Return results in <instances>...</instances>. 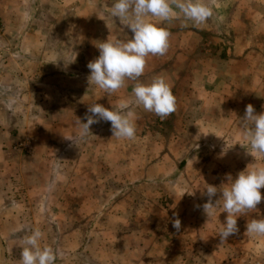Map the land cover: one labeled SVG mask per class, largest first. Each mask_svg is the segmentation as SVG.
<instances>
[{"label":"crops","instance_id":"obj_1","mask_svg":"<svg viewBox=\"0 0 264 264\" xmlns=\"http://www.w3.org/2000/svg\"><path fill=\"white\" fill-rule=\"evenodd\" d=\"M41 1L0 0V21L7 35L5 39L19 46L13 55L21 59L24 78L34 79L39 87L53 85L50 93L54 104L61 98L71 101L68 109L46 117L53 129H58V115L67 116L68 127L61 134H54L55 141L50 138V142L54 141L50 145V160L48 149L43 150L42 146L35 147L30 156L11 153L4 163L0 160V238L8 241L5 264H21L23 238L37 229L43 233L40 246L54 250L55 264H264V235L246 234L250 218L264 219V212L242 214L237 219L239 232L221 244L219 233L227 216L222 201L210 219L202 208L208 199L202 194L207 184L220 187L227 182L228 173L235 178V168L241 167L237 159L242 151H251L250 146L236 144L230 129H236V121L241 118L236 114V105L243 107L252 100L260 103L258 88L252 86L250 79L257 68L244 55L241 39L234 44L229 37L220 39L217 35L219 26L224 24L234 37L233 28L242 25L236 16L237 10L246 7L244 0H208L213 16L206 24L196 28L192 22L180 18L177 21L180 28L184 25L192 29L181 28L178 40L170 36L172 53L157 62L147 58V82L156 76L165 77L176 97V111L163 119L174 122L175 127L163 132L147 131L143 135L147 143L142 147L138 140L123 145L110 139V145L106 139L108 130L93 125L92 133L78 143L80 149L69 139L65 145L55 142L59 137L74 138L79 119L86 123L89 105L99 103L111 109L127 102L126 110L134 112V120L162 119L135 104L133 87L143 76L138 81L127 80L123 88L111 95L95 84L91 92H86L89 86H81L82 83H71V89L68 82L76 77L72 57L75 43L60 49L51 43L55 39L51 34L29 30L38 17L40 3L44 7ZM55 2L51 6L72 10V14L83 10L84 16L90 15L94 8L86 0L77 6L74 0ZM214 22H218L216 30ZM160 23L163 27L171 26L170 22ZM109 36L117 39L111 33L102 34L104 40ZM228 39L232 48L221 51L218 43ZM66 40L69 42V35ZM64 55L66 60L62 58ZM57 74H66L63 78L66 83L52 80ZM20 83L23 88H30V81ZM243 110L245 113V107ZM22 117L26 121L31 118L27 108ZM38 118L42 121L35 116L36 121ZM215 122H223V127L218 128ZM119 146H128L134 157L128 162L120 161L115 157L120 152ZM140 152L148 162L142 161L144 156H139ZM74 154L81 157L73 160L70 156ZM112 169L133 170L129 179L142 170V178L130 184L141 191L140 195L121 198L118 191L112 196L113 205L108 207L106 196L91 190L90 176L97 174L96 185L101 189L105 184L102 178ZM122 179L119 173L118 185ZM159 195L167 202L160 203ZM219 198L217 193L214 201ZM176 218L181 221L179 232L172 227ZM256 252L258 255L249 259Z\"/></svg>","mask_w":264,"mask_h":264},{"label":"rangeland","instance_id":"obj_2","mask_svg":"<svg viewBox=\"0 0 264 264\" xmlns=\"http://www.w3.org/2000/svg\"><path fill=\"white\" fill-rule=\"evenodd\" d=\"M56 0H42L43 6H41L38 9V17L35 18V21L32 25L29 26L30 31L39 32L40 30H43L44 32H47L48 34L52 35V38L54 39L51 41L53 43L54 47H59L60 49H66L69 45L72 43H75V49L73 50L72 57L74 58V68H75V78H71L69 80V86L72 89V85H78V83H82L81 86H84V84L89 86V89L85 90L86 92H91L90 88H94V84L90 85L88 83L87 77L90 75L82 73V71H90L87 67V64L89 61L95 59L99 56V49L97 45L102 43L103 41H106L102 38V34L104 33H111L112 35H115L117 39L115 40H128L131 39L133 36V33L125 26L121 24L119 21V18H115L111 16L110 9L112 5L116 2V0H86L90 2L91 6L94 8L91 10L90 15L84 16L82 14L83 10L77 11L76 13L72 14V10H65L58 7L51 6L50 3L54 2L55 5ZM59 1V0H58ZM82 0H74L75 6L78 5V2ZM235 1H243V0H235ZM62 2V0H60ZM244 5L246 6L243 9L237 10L238 14L236 16V19H239V21L242 23V25H236L233 30L235 31L234 37L231 35V33L228 32L226 29V25L221 24L218 28V34L220 36V39L222 37L230 38L234 44H237L240 39L242 40V44H240L244 50V55L249 56L250 65H253L257 68V72L250 75V79L252 80V86L257 87V95L258 99L260 100V103H253L254 100H252V105L254 106L257 113L264 112V0H244ZM62 5V3H61ZM42 8V9H41ZM98 14L101 16L99 18ZM88 17V19H86ZM179 19H174L170 21L171 26H165L167 30L171 33L172 40H178L177 35H179L180 29H187L191 28V26H184L180 28V24L177 23ZM216 21V20H215ZM1 22V21H0ZM157 24H159L161 27H163V24L160 23V21L155 20ZM166 23H169L166 21ZM218 22L213 23V28L216 30V25ZM2 25V24H1ZM168 25V24H167ZM197 28V26H195ZM192 29V28H191ZM103 32V33H102ZM231 32V31H230ZM229 33V34H228ZM4 27L1 26L0 31V160L4 163L6 156L11 153L16 154H22L25 156H30L33 153V150L35 147H43V150H46L47 148V157L48 159L51 158L50 153V145L54 144V134H61V131H64L67 125V116L58 115L59 116V125L58 129L54 128V126H51L50 120H47L46 117H50V114L54 113L57 114V112L60 113V109H68V104L71 103V101L67 98H61L58 99L55 104H59V106H55L53 103V95L50 93L51 84L48 83V86H37V81L34 79L28 78L29 80L24 78V72L22 71L23 65L21 67V59L17 55H13L14 53L17 54V51L19 50V46H17L16 42H10L5 39L7 35H4ZM69 35V42L66 40V36ZM58 36V39H57ZM72 37H74L72 42ZM112 37V36H111ZM234 38V40H233ZM63 40V42H62ZM232 41L223 40L221 42H216V44H220V50L224 51L226 48H232ZM237 41V42H236ZM175 42H172L173 45ZM191 43V41H189ZM188 43V44H189ZM29 46V45H28ZM78 46V48H77ZM219 46V45H218ZM241 47V48H242ZM12 48V51H8V49ZM96 49V50H95ZM228 50V49H227ZM172 53V47L168 48L167 53ZM166 53V54H167ZM165 54V55H166ZM163 56H149L152 60H160ZM64 60L67 58L62 56ZM147 61V60H146ZM147 65V64H146ZM63 73V72H61ZM58 76L53 78L52 80H61L62 83H66L64 78V75L66 74H57ZM143 80H140L139 82L145 83L147 82V70L145 67L144 73H143ZM246 78V77H245ZM73 79V80H72ZM20 80L30 81L31 85L30 88L25 89L22 87L21 83L20 85L18 82ZM143 81V82H142ZM34 82H37L34 84ZM72 83V85H71ZM148 83V82H147ZM46 87V88H45ZM92 88V89H93ZM41 89V90H40ZM48 90L46 95L43 94L44 92ZM78 89L76 88V92ZM104 92V91H103ZM26 95V96H24ZM29 97V98H28ZM45 103V105H43ZM44 106V107H43ZM47 106L49 108H47ZM237 106V105H236ZM236 114L240 115L241 118L244 116V107L246 109L247 105H238L239 107L236 108ZM28 109V112L31 116V118L26 121L23 120L22 115H25V110ZM81 108V107H80ZM43 109V110H42ZM83 109V108H82ZM239 113V114H238ZM36 117H40L42 121L38 118V120H35ZM34 120H33V118ZM240 118V119H241ZM240 119L236 121V129L232 130L230 129L231 134H233L234 139L236 141V144H241L242 147H248L250 146L249 141L245 138V130L241 127V121ZM135 126H136V136L134 139L128 140V139H117L113 137V134L111 132V123L100 121L99 123L93 124L98 125L101 129H107L108 130V136L106 139H108V144L111 145L110 139L117 140V143L120 144L123 142V145H126V143L135 142L138 140V144H140L142 147L147 143L146 138H144V134L147 133V131L154 130V131H160L163 132L164 130L172 129L176 126V124L172 121H163L162 120H155V121H148V120H134ZM87 122V121H86ZM215 124H218V128L223 127V122H215ZM57 124H55L56 126ZM91 126V128L93 127ZM48 126V127H46ZM96 128V126H95ZM51 129V130H50ZM53 129V134L51 133ZM42 132V134H41ZM51 133V134H50ZM50 138H52L54 141L50 142ZM58 142H55L60 145H65L64 142L67 141L65 137H59ZM63 141V142H61ZM62 143V144H61ZM113 144V142H112ZM80 149V145H76ZM120 147V146H119ZM128 146H124V148L120 147V152L115 156L120 161H127L132 159L135 154H131L128 151ZM243 153L240 155V158L237 160L240 162L241 167L235 168L236 175L247 168L248 165H258V166H264V155L255 154V156H252L251 154H247V150L242 151ZM81 157V154L77 155H71L70 158L75 160V157ZM107 156H110L108 153ZM111 155V157H113ZM139 156H144L143 162L145 158V154L141 153ZM59 157H61L59 155ZM69 158V159H70ZM64 161L67 160L66 158H63ZM236 159V158H235ZM50 160V159H49ZM232 160H234V157H232ZM148 162V160H145ZM128 162V161H127ZM49 170H47L48 172ZM133 170H107V176L102 180H105V184L101 186V189L99 188V185H96L97 183V174L96 176L92 175L90 176L91 185L90 188L94 192H102L106 196L107 200V206L113 205V195L116 192H120V195H122L121 198H124V196H139L141 191L134 190V187L130 184L132 182L139 181L142 178V170H138L136 173H134V177H131L129 179V174ZM45 172V171H44ZM120 173V176L123 178L120 185H118V174ZM128 177V178H127ZM1 178V177H0ZM104 188V189H103ZM82 189V188H81ZM262 196H264V188L261 190ZM95 194V193H94ZM161 197L158 201L160 203H165L166 201H163L164 198H162V195H159L158 198ZM158 202V203H159ZM66 204L69 206L70 204L68 201ZM94 204L97 205V202L95 201ZM77 208V207H76ZM258 212H264V200L257 205V209L255 210V213L258 214ZM252 218H250L249 221H251ZM51 233H48L50 235ZM1 239V238H0ZM2 240V239H1ZM2 243L5 247V245H8V241L4 242L2 240ZM5 254L7 256V249L5 247ZM258 255V252L255 254H252L250 258H255V256ZM256 263L258 262V257L256 258ZM263 260L262 258H259Z\"/></svg>","mask_w":264,"mask_h":264},{"label":"clouds","instance_id":"obj_3","mask_svg":"<svg viewBox=\"0 0 264 264\" xmlns=\"http://www.w3.org/2000/svg\"><path fill=\"white\" fill-rule=\"evenodd\" d=\"M110 14L119 18L133 36L126 41L114 40L109 36L106 41L97 45L99 56L87 64L90 70L88 83L95 84L109 95L123 88L127 80L138 81L144 73L149 56H163L167 53L171 33L167 28L154 23V20L170 22L182 18L185 22H192L194 26H201L213 16V8L208 0H116ZM98 16L101 18L99 14ZM133 95L137 106H142L145 111L154 113L160 119H166L176 111V97L163 76H156L147 84L135 83ZM127 108V102H121L111 109L99 103L89 105L84 117L87 122L83 123L79 119V130L74 138H65L78 145L92 133L93 124L105 121L111 123L113 137L134 139V112L126 110ZM240 121L245 130V138L250 143L251 151L247 150V154L264 155V112L257 113L254 106L248 104ZM225 179L227 182L220 187L207 184L202 191L208 198L202 208L209 219L214 214V209L221 206V201L223 212L227 213L219 233L221 244L239 232L238 217L255 211L257 205L264 200L260 191L264 188V166L248 165L235 178L228 173ZM217 193H220V198L214 201ZM172 227L177 232L181 230L179 218L173 220ZM246 234L264 235V219L254 218L248 221ZM42 238L43 233L38 229L23 238L21 264H55V252L49 246H40Z\"/></svg>","mask_w":264,"mask_h":264},{"label":"water","instance_id":"obj_4","mask_svg":"<svg viewBox=\"0 0 264 264\" xmlns=\"http://www.w3.org/2000/svg\"><path fill=\"white\" fill-rule=\"evenodd\" d=\"M6 262V254H5V247L0 239V264H5Z\"/></svg>","mask_w":264,"mask_h":264},{"label":"built area","instance_id":"obj_5","mask_svg":"<svg viewBox=\"0 0 264 264\" xmlns=\"http://www.w3.org/2000/svg\"><path fill=\"white\" fill-rule=\"evenodd\" d=\"M1 26H2V25H1V22H0V31H1Z\"/></svg>","mask_w":264,"mask_h":264}]
</instances>
